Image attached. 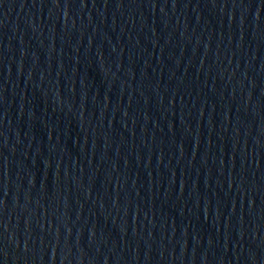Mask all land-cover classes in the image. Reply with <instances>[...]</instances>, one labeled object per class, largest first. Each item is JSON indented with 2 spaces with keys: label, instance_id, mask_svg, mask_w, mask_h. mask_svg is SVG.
Returning a JSON list of instances; mask_svg holds the SVG:
<instances>
[{
  "label": "water",
  "instance_id": "95a60500",
  "mask_svg": "<svg viewBox=\"0 0 264 264\" xmlns=\"http://www.w3.org/2000/svg\"><path fill=\"white\" fill-rule=\"evenodd\" d=\"M0 264H264V0H0Z\"/></svg>",
  "mask_w": 264,
  "mask_h": 264
}]
</instances>
